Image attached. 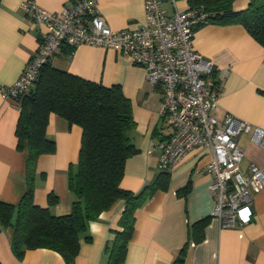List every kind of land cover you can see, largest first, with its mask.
<instances>
[{"label": "crops", "instance_id": "obj_1", "mask_svg": "<svg viewBox=\"0 0 264 264\" xmlns=\"http://www.w3.org/2000/svg\"><path fill=\"white\" fill-rule=\"evenodd\" d=\"M22 0H0V89L15 81L35 53L45 29L20 7ZM49 11H59L72 0H33ZM249 0H234L233 9L241 10ZM168 13L185 10L189 0H162ZM98 8L113 29L138 28L144 23V0H99ZM196 51L213 62L214 80L219 87V107L213 111L220 122L225 112L264 128V46L240 24L208 22L196 27L193 38ZM60 51L49 60L58 69L104 85L119 84L132 105L135 127L130 141L138 151L127 158L120 186L138 191L160 170L159 150L155 142L165 128L159 116L160 87L151 85L144 69L113 48L78 44L71 53ZM19 102L0 93V201L16 205L26 191L27 150H18L15 126ZM47 137L55 150L42 154L35 164L33 200L47 205L49 192L57 196L50 207L55 215L70 211L71 194L67 172L74 165L80 148L81 128L51 113ZM237 142L243 149L240 169L264 166V148L242 133ZM210 154L197 147L189 151L170 172L166 190H158L136 211L134 231L127 244L123 264H169L186 245L185 264H264V187L252 194L251 220L245 224L222 227L212 215L215 200L209 191L211 176L206 170ZM43 174V176L41 175ZM187 188L178 193V190ZM124 200H117L90 221L79 239L75 264H105V244L118 228ZM207 218L204 237L192 239L193 223ZM13 229L0 225L1 264H65L62 256L48 248L27 249L21 258L11 250ZM89 236V238H86Z\"/></svg>", "mask_w": 264, "mask_h": 264}, {"label": "trees", "instance_id": "obj_2", "mask_svg": "<svg viewBox=\"0 0 264 264\" xmlns=\"http://www.w3.org/2000/svg\"><path fill=\"white\" fill-rule=\"evenodd\" d=\"M189 1L209 12L208 22L240 24L264 46V0H249L245 8L237 11L232 7L234 0ZM63 48L71 53L74 46ZM18 102L15 136L17 149L27 150L26 191L16 205L0 201V225L13 229L12 252L21 258L27 249L48 248L59 253L65 264H75L79 239L86 234L90 221L122 199L124 207L117 221L118 228L105 244V264H123L134 231L136 211L156 191L166 190L170 177V172L159 170L136 192L120 186L127 158L138 151L129 137L135 127L130 99L119 84L107 86L47 62ZM51 113L81 128L78 158L67 172L71 203L70 211L64 215L51 212L50 207L57 201L52 192L47 195L46 206L37 205L33 200L37 158L55 150L54 140L47 137L45 131ZM206 221L207 218H203L193 223V241L203 239ZM186 253L185 245L169 264H185Z\"/></svg>", "mask_w": 264, "mask_h": 264}, {"label": "built area", "instance_id": "obj_3", "mask_svg": "<svg viewBox=\"0 0 264 264\" xmlns=\"http://www.w3.org/2000/svg\"><path fill=\"white\" fill-rule=\"evenodd\" d=\"M98 1L72 0L59 11H49L33 0H22L20 7L45 29L19 77L1 87L2 97L18 101L63 45L110 47L128 55L143 67L145 79L160 87L158 112L165 131L155 142L158 168L171 172L192 149H206L210 154L208 188L215 200L212 215L222 227L248 223L252 194L264 187V166L251 164L246 172L240 169L243 149L237 137L247 133L264 148V128L229 112L220 122L213 114L220 95L213 62L193 45L195 29L208 23L209 12L191 5L168 13L162 0H144L143 25L115 30L101 15Z\"/></svg>", "mask_w": 264, "mask_h": 264}]
</instances>
